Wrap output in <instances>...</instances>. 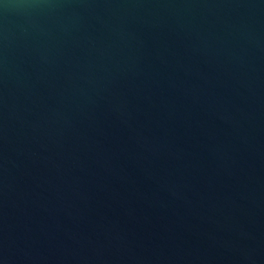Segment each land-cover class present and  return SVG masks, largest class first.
Listing matches in <instances>:
<instances>
[{"label":"water","instance_id":"obj_1","mask_svg":"<svg viewBox=\"0 0 264 264\" xmlns=\"http://www.w3.org/2000/svg\"><path fill=\"white\" fill-rule=\"evenodd\" d=\"M0 264H264V0H0Z\"/></svg>","mask_w":264,"mask_h":264}]
</instances>
